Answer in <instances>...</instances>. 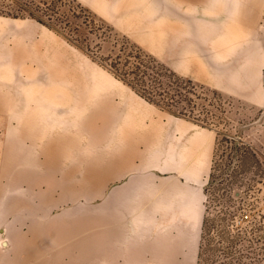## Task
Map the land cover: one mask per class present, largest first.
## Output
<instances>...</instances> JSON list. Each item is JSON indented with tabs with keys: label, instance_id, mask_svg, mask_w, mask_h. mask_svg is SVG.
<instances>
[{
	"label": "rangeland",
	"instance_id": "1",
	"mask_svg": "<svg viewBox=\"0 0 264 264\" xmlns=\"http://www.w3.org/2000/svg\"><path fill=\"white\" fill-rule=\"evenodd\" d=\"M69 1L102 24L106 49L126 40L217 92L197 100L216 123L161 110L46 25L0 15V264H194L203 214L212 264L227 261L221 219L264 239V25L227 24L225 0ZM43 33L77 65L66 75L107 76L162 134L127 130L126 116H77L57 93L64 70L47 61Z\"/></svg>",
	"mask_w": 264,
	"mask_h": 264
},
{
	"label": "trees",
	"instance_id": "2",
	"mask_svg": "<svg viewBox=\"0 0 264 264\" xmlns=\"http://www.w3.org/2000/svg\"><path fill=\"white\" fill-rule=\"evenodd\" d=\"M0 7L4 8V11L0 10V15L34 18L61 34L68 43L82 50L145 102L178 117L205 125H215L216 117L213 111L197 100L203 95L219 98L217 92L176 74L155 57L126 40H116L113 46L106 49L103 45L111 37H102L105 34L101 31L102 24L98 25L80 4L69 0H0ZM214 164L213 161L210 180L214 176ZM221 223V233L226 235L222 240L224 238L229 243L225 251H221L227 260L221 264H247L243 259L248 260L249 264H261L260 255L264 256V239L261 236L253 238L252 235L256 233L254 227L226 223V219H221ZM242 243L246 246H242ZM209 245L210 237L204 214L196 264H212L211 259L206 257ZM237 245L241 246L238 250Z\"/></svg>",
	"mask_w": 264,
	"mask_h": 264
},
{
	"label": "bare ground",
	"instance_id": "3",
	"mask_svg": "<svg viewBox=\"0 0 264 264\" xmlns=\"http://www.w3.org/2000/svg\"><path fill=\"white\" fill-rule=\"evenodd\" d=\"M26 32L29 36L32 35L31 30H26ZM42 37H46L40 42V46L43 45L47 61L49 64L59 65L64 70V73L57 77L56 83L59 85L57 93L64 100L74 102V104L78 103L74 110L77 116L87 115L102 122L118 124L123 116L130 121L135 117L140 119L149 114L148 109L141 102L130 96L107 76L98 72L93 73L89 66L82 67L83 77L76 75L75 78H71L66 75L65 71L79 70L77 65L69 62L71 59L67 53L65 60V51L61 50L59 45L55 47L47 42V37H49L47 34L43 33ZM127 124L130 123L127 122ZM126 127H128L127 130H132L133 125Z\"/></svg>",
	"mask_w": 264,
	"mask_h": 264
},
{
	"label": "crops",
	"instance_id": "4",
	"mask_svg": "<svg viewBox=\"0 0 264 264\" xmlns=\"http://www.w3.org/2000/svg\"><path fill=\"white\" fill-rule=\"evenodd\" d=\"M226 1H227V12L223 13V14L219 13V17H221V18L223 17V20H228L227 24H231V25H256V24L264 25V0H225V3H226ZM214 6L215 5L213 2V7ZM213 7L211 9V11L213 12V19H216V18H218V16L216 17L215 8H213ZM240 20H242V21H240ZM143 105L149 111L150 108L147 107L146 104H143ZM149 116H150V114L146 115V117H149ZM127 119L128 118H126V120H125L126 124H127V122L130 123V124H127V126L133 125V127H135V125L138 123H141L144 125V123L142 121L145 119V117H142L140 119H137V117H135L130 121H127ZM149 127L150 126H145V128L143 130H140V131L134 130V131H136L137 133L139 132L141 135L151 133V134H155L157 136H160L162 134V130H160V129H148ZM188 159H189V156L184 155L183 160H185L187 162ZM188 162H192V161L189 160ZM200 167L202 169L207 168V165H206L204 160L201 161ZM203 217H204V214H203L202 219H201L200 224H199V229H198L199 231H198L195 246L190 247V251L193 252L194 264H196V261H197ZM115 239H117V238H115ZM120 240L125 241L126 238L123 237V239L121 238Z\"/></svg>",
	"mask_w": 264,
	"mask_h": 264
},
{
	"label": "built area",
	"instance_id": "5",
	"mask_svg": "<svg viewBox=\"0 0 264 264\" xmlns=\"http://www.w3.org/2000/svg\"><path fill=\"white\" fill-rule=\"evenodd\" d=\"M248 217H249V216H248V215H246V214H245V215H243V217L239 219L238 223H243V222H246V221H247V219H248Z\"/></svg>",
	"mask_w": 264,
	"mask_h": 264
}]
</instances>
